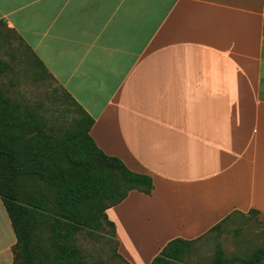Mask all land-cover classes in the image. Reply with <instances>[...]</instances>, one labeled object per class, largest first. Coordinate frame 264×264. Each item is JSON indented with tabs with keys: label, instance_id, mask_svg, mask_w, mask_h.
Masks as SVG:
<instances>
[{
	"label": "crops",
	"instance_id": "0c3cea01",
	"mask_svg": "<svg viewBox=\"0 0 264 264\" xmlns=\"http://www.w3.org/2000/svg\"><path fill=\"white\" fill-rule=\"evenodd\" d=\"M0 22L93 118L96 145L152 177L106 209L129 264L264 213V0H0ZM15 241L0 198V264Z\"/></svg>",
	"mask_w": 264,
	"mask_h": 264
},
{
	"label": "trees",
	"instance_id": "16d2710c",
	"mask_svg": "<svg viewBox=\"0 0 264 264\" xmlns=\"http://www.w3.org/2000/svg\"><path fill=\"white\" fill-rule=\"evenodd\" d=\"M6 69L7 64L0 62V73ZM64 92L77 113L70 127L59 135L49 128L37 107H22L0 86V198L16 237L13 264H104L84 258L78 234L84 231L94 235L107 228L112 230L115 256L129 264L117 252L115 226L106 209L120 203L130 190L150 194L152 177L129 169L120 158L103 152L89 133L93 118ZM229 216L207 233L220 229ZM43 234L48 246L41 257H36L34 242ZM205 234L194 239H170L151 264H183L191 245ZM263 258L264 247L246 257L229 258L218 247L207 264H264Z\"/></svg>",
	"mask_w": 264,
	"mask_h": 264
},
{
	"label": "rangeland",
	"instance_id": "374dc122",
	"mask_svg": "<svg viewBox=\"0 0 264 264\" xmlns=\"http://www.w3.org/2000/svg\"><path fill=\"white\" fill-rule=\"evenodd\" d=\"M0 62L7 69L0 73V86L22 107H37L38 112L61 135L70 127L76 115L74 102L61 86L37 63L18 36L0 23ZM14 80L15 85L11 84ZM112 230H98L94 235L81 231L78 241L87 261L102 260L104 264H126L115 256ZM48 246L45 234L34 242V254L41 257ZM220 247L225 257H246L258 247H264V213L248 211L233 213L220 229L206 233L191 245L183 264H207ZM264 263V258L262 259ZM227 264H242L240 261Z\"/></svg>",
	"mask_w": 264,
	"mask_h": 264
}]
</instances>
